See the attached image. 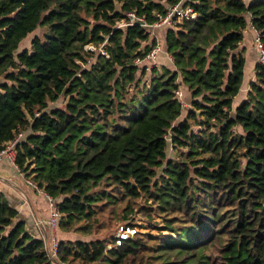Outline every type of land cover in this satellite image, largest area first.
I'll list each match as a JSON object with an SVG mask.
<instances>
[{
  "label": "trees",
  "instance_id": "trees-1",
  "mask_svg": "<svg viewBox=\"0 0 264 264\" xmlns=\"http://www.w3.org/2000/svg\"><path fill=\"white\" fill-rule=\"evenodd\" d=\"M177 1L0 0V150L22 133L15 163L54 200L62 231L94 234L119 201L116 224L141 214L167 232L58 238L51 256L0 192V264H264V63L232 107L248 23L264 43V0H187L195 17L164 32L173 68L148 72L134 62ZM128 12L148 26L116 27ZM38 26L43 39L18 52Z\"/></svg>",
  "mask_w": 264,
  "mask_h": 264
},
{
  "label": "crops",
  "instance_id": "crops-1",
  "mask_svg": "<svg viewBox=\"0 0 264 264\" xmlns=\"http://www.w3.org/2000/svg\"><path fill=\"white\" fill-rule=\"evenodd\" d=\"M250 1L252 0H243L244 3H249ZM159 29H161V27L153 29L151 37H154L156 41L163 45L164 34L160 33V37L154 35V32ZM254 35L255 32L252 25L248 23V25L243 30V39L239 45V49H243V55L245 58L244 77L248 78V82L244 81L243 77L241 88L238 94L235 96L237 97L240 94V97H238L237 104L234 102L232 103L233 108H235L238 103L244 99L248 88V83L254 79V65L257 63V52L254 46ZM161 36H163V39H161ZM168 61L169 60H167V57L164 53H159L157 56V64L173 68L171 66L172 64L168 63ZM163 63L165 65H163ZM26 178L28 177H25V175L21 171H18L7 159L0 161V192L3 193L8 203L16 209L18 212V220H22L25 223L27 231L38 233V228L35 225V222L40 223V228L42 230H44L46 226V220L48 216L47 199L43 193L37 192L33 187L28 185L25 182ZM57 235L58 238L61 239H72L70 233L67 234L59 231ZM54 264L59 263L55 262Z\"/></svg>",
  "mask_w": 264,
  "mask_h": 264
},
{
  "label": "built area",
  "instance_id": "built-area-1",
  "mask_svg": "<svg viewBox=\"0 0 264 264\" xmlns=\"http://www.w3.org/2000/svg\"><path fill=\"white\" fill-rule=\"evenodd\" d=\"M157 17L158 20L151 26L152 28L160 26H173L175 25L176 21H178L180 18L195 17V13L192 7L187 4V0H178L173 6L168 8L167 12L164 15H157ZM133 23L140 24L144 27L148 26L144 23V19L142 16H137L134 12H128L126 13V18L119 21L116 27H124ZM254 32V46L257 52V62L264 63V43L260 39L259 34L255 29ZM84 49L99 52L102 55L106 54L105 50L103 49V45H99L98 47H96L92 44H87L84 46ZM162 52H164L162 46L160 42L157 41L156 44L152 47V49L144 56V58L136 59L134 63L136 65H142L143 67H145V70L149 72L153 66L157 65V56L159 55V53ZM167 59L169 61H172L171 56L168 54ZM175 94L181 104L186 107L187 103L184 99L183 92L180 87L175 91ZM22 136V133L19 132L13 140L6 143L5 146L0 150V161L3 159H7L18 171H20V169L15 163V145L22 138ZM25 182L31 187H33L37 192L43 193L47 199L48 216L46 220L45 229L42 230L40 228L39 222H35V225L38 228V235L44 240L46 244V249L49 251L51 256H55L58 243L57 230L58 222L60 219V213L55 205L54 200L47 196L40 188H38L34 181H32L30 178H26ZM133 233L134 230L130 227H120L117 237L119 239H124L128 235H132Z\"/></svg>",
  "mask_w": 264,
  "mask_h": 264
},
{
  "label": "rangeland",
  "instance_id": "rangeland-1",
  "mask_svg": "<svg viewBox=\"0 0 264 264\" xmlns=\"http://www.w3.org/2000/svg\"><path fill=\"white\" fill-rule=\"evenodd\" d=\"M160 27H161V29H159V30L154 32V35H156L157 37H160V33L164 34V32H165V30L167 28L166 26H160ZM155 28H158V27H155ZM155 28L151 29V33H153L152 30L155 29ZM46 31L47 30H46V28L44 26H38L32 33H30L27 37H25L20 42V45H19V47L17 49L18 52H20L24 48L29 49L30 48V41L34 37H38L39 39L42 40L44 35H45V33H46ZM151 33H150V36H151ZM161 39H163V36H161ZM161 46H162V44H161ZM162 49H163V46H162ZM163 65H165V64L163 63ZM161 67H162L161 64H157L156 66H153L152 68L153 69L155 68L158 71V70L161 69ZM2 79H3V77H0V81H2ZM247 80H248V78L244 77V81H247ZM238 97H240V94L233 99L234 100L233 102L235 104H237ZM64 102H65V97L61 96L57 101H55L53 103H50V106H52V107H63ZM187 106L190 107L188 103H187ZM184 114H185V112L182 111V115H184ZM237 130L239 131V129H237ZM166 155H167V157H173L174 156V151L171 148L170 142L168 143V147L166 149ZM144 202H145V200L138 199L134 203L137 206H141ZM146 203L149 204L150 202H146ZM123 207H125V203L124 202H119V201H117L115 204H113V206L105 205L103 210H102V212H101V214H100L101 215L100 219H98V221L100 223H102L103 226H102V228L99 231L94 232V234L85 236V235L80 234V232H74L72 230L71 231H62L60 229H58L57 232L59 233V231H61L62 233H67V234L70 233L71 237H72L71 240H75V239L90 240V239H93V238H105V239H107L109 241V239H113V238L118 236V233H119V230H120L121 226H123L126 223H130V224L132 223V222H129V220H128V222H120V223H117V224L115 223L114 216H116V214ZM158 221H160V220L159 219L158 220L153 219L151 223H153V224L154 223H158ZM133 223H134L133 226L127 225L131 229L135 230L136 233L135 234L133 233V235H136V234L137 235H143L145 238H148L150 235H155V237H160L159 235H157V234H159V232H161L162 235H166L167 234L166 231H158L156 228L151 227L150 226L151 225L150 222H148L143 217V215H141V214H137L136 216H134ZM59 239H61V238H59Z\"/></svg>",
  "mask_w": 264,
  "mask_h": 264
}]
</instances>
